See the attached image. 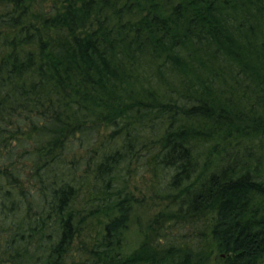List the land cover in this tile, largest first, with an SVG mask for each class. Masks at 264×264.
I'll return each instance as SVG.
<instances>
[{
	"label": "trees",
	"instance_id": "trees-1",
	"mask_svg": "<svg viewBox=\"0 0 264 264\" xmlns=\"http://www.w3.org/2000/svg\"><path fill=\"white\" fill-rule=\"evenodd\" d=\"M213 262L264 264V0H0V264Z\"/></svg>",
	"mask_w": 264,
	"mask_h": 264
},
{
	"label": "rangeland",
	"instance_id": "rangeland-1",
	"mask_svg": "<svg viewBox=\"0 0 264 264\" xmlns=\"http://www.w3.org/2000/svg\"><path fill=\"white\" fill-rule=\"evenodd\" d=\"M144 176H141L140 174L138 176L135 177L133 184L137 185L138 188L144 187ZM143 190V188H142ZM145 192L147 193V195L150 197L149 195V190H145ZM136 196L139 195V197H141V193H139L138 191L135 192ZM154 201L156 203H159L160 201L158 199H154ZM148 204V205H147ZM156 205H154L152 203V201H147L146 206H143L141 208V210H139V212H142L141 214L139 212H137L138 214H136V216H138L140 214V218L142 217V222H146V219H143L144 214L146 216H152L156 211H158V207H155ZM147 218V217H146ZM195 224H187L184 221H179L178 223H176L172 228H170V230L167 231L166 236H168V234H171V237L173 238H186L189 240V236H192L194 232L197 230V228H192ZM138 230V224L137 223H133L132 226L130 227V231L128 232V247L131 250H134L135 248L138 247V245H140V233L137 231ZM197 232V231H196ZM189 235V236H188ZM165 236V235H164ZM155 238V237H154ZM154 238H150L151 241L153 242ZM153 244L151 242H149V246ZM151 249V248H149ZM212 264H216V262H213Z\"/></svg>",
	"mask_w": 264,
	"mask_h": 264
}]
</instances>
